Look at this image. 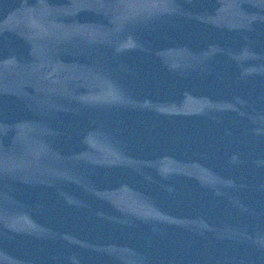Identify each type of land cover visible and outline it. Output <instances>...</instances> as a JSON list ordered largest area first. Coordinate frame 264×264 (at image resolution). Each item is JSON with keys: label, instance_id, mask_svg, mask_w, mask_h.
I'll use <instances>...</instances> for the list:
<instances>
[{"label": "water", "instance_id": "obj_1", "mask_svg": "<svg viewBox=\"0 0 264 264\" xmlns=\"http://www.w3.org/2000/svg\"><path fill=\"white\" fill-rule=\"evenodd\" d=\"M0 264H264V0H0Z\"/></svg>", "mask_w": 264, "mask_h": 264}]
</instances>
